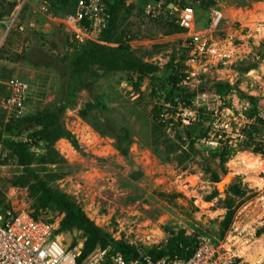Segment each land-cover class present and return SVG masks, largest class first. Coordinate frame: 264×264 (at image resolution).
<instances>
[{
  "label": "rangeland",
  "instance_id": "1",
  "mask_svg": "<svg viewBox=\"0 0 264 264\" xmlns=\"http://www.w3.org/2000/svg\"><path fill=\"white\" fill-rule=\"evenodd\" d=\"M179 2L194 7L197 28L224 56L193 52L189 36L170 12V4ZM42 3L0 0V14L20 6L15 27L10 26L11 12L0 15V133L25 143L31 152V163L20 165L0 142V210L34 212L28 186L14 183L32 168L49 186L67 193L107 238L142 252L166 246L184 230L195 239L235 237L246 245L238 246L244 259L264 255V153L253 152V146L237 151L218 180L213 179L211 161L218 158V140L237 144L246 138L245 125L255 121L247 117L252 106L247 95L256 96L263 121L246 130L264 146V0H125L118 41L96 36L78 41ZM214 9L223 18L210 29ZM88 43L137 59L154 72L140 77L138 71L99 65L88 69L84 87L60 119L78 147L67 137L50 143L38 126L6 131L11 120L61 106L71 63ZM12 80L22 83L21 104L12 100ZM162 81L173 91L182 90L184 101H166ZM222 82L232 86L223 97L217 93ZM155 106H161L165 121L180 115L194 132L198 127L191 121L202 114L199 127H209L211 133L192 144L170 123L154 118ZM218 182L224 183L221 190ZM37 215L59 224L62 218L49 207ZM62 233L67 244L80 247L82 260L111 252L109 245L99 244L84 255V230Z\"/></svg>",
  "mask_w": 264,
  "mask_h": 264
},
{
  "label": "trees",
  "instance_id": "2",
  "mask_svg": "<svg viewBox=\"0 0 264 264\" xmlns=\"http://www.w3.org/2000/svg\"><path fill=\"white\" fill-rule=\"evenodd\" d=\"M48 1L56 8L58 14H60L61 10H63L66 6L72 5L75 0ZM105 1L107 2L110 11L109 24L99 37L100 39L106 41H118L120 38L119 18L121 12L124 9L125 0ZM182 4H185V2H182ZM10 12H12V7L7 11L2 12L0 15L2 16L5 13L9 14ZM176 26H178L181 31H185V29L179 24L176 23ZM94 65L103 66L110 70L138 71L140 72V77L146 76L150 72H154L148 67L147 64H144L137 59L117 56L104 45L98 43H88L80 47L78 53L71 63L68 73L65 96L61 106L49 111L37 112L32 116L11 120L7 124L5 130L14 133L27 126H38L40 127V134L44 136L50 143H53L60 137H67L75 147H78L79 145L76 137L62 125L60 119L67 106L73 102L76 93L84 87V76L86 71ZM175 81L179 83L181 80L176 79ZM159 88L166 94V101L170 103H173L175 100H178L180 103L181 101H184V92H182V90L179 91L177 88L176 91H173L167 87V84H165L164 81L160 82ZM231 91L232 86L229 83L222 82L217 85V93L222 97ZM246 97L249 99V102L252 105L249 109L251 113L248 114L247 117L250 119H255V121L251 124L248 123L245 125V129L243 131L247 134L246 138L239 140L237 144L229 143L228 139L218 140L221 145V148L218 152V158H213L211 160L215 167L219 169L217 170L215 168L212 171L214 180H218L222 174L227 172L226 163L237 151L249 149L253 146V152L264 153L263 144H258L252 132H247L246 130V128L251 127V125L254 126V123L263 121L262 117L259 115L256 104L257 98L256 96L252 95H247ZM153 116L161 124L170 123L174 130L181 132L183 134L182 136H186L192 144L196 141V139L207 138L211 133L209 127H199V125L202 124L201 122L203 121L204 117L202 114H199L196 121H191L193 127H198V130L195 132L192 127L190 129V126L183 122V119L180 115H175L173 118H171V120L165 121L162 116L161 106H155L153 110ZM249 138L251 140H249ZM0 142H3L6 146H8L13 155L18 158V163L20 165L28 166L31 163V159L29 157L31 152L28 150L25 143L4 138L2 133H0ZM14 183L20 186H28L30 197L33 199L32 207L34 209V215L37 216L40 209H45L48 207L53 208L62 214L59 228L60 231H67L73 228L84 230L88 239L84 249V255L99 244H103L104 246L109 245L111 248L110 253L113 254L119 252L127 260L137 258L142 252V250L133 244L118 239L107 238L101 232L100 228L96 226L94 222L85 214V212L77 206L76 202L67 193L49 186L36 170L28 168L26 172L20 174L14 179ZM196 243L197 239L190 238L185 235L184 230H179L169 239L166 246L150 248L143 252L150 254L154 259L175 254H178L182 257H189L194 251Z\"/></svg>",
  "mask_w": 264,
  "mask_h": 264
},
{
  "label": "built area",
  "instance_id": "3",
  "mask_svg": "<svg viewBox=\"0 0 264 264\" xmlns=\"http://www.w3.org/2000/svg\"><path fill=\"white\" fill-rule=\"evenodd\" d=\"M19 8V5L16 6L9 16L12 27L16 26ZM42 8L51 18L61 19L78 41L99 37L109 24L110 11L105 0H75L60 14L47 0H43ZM170 12L175 22L185 29L194 53L205 52L221 57L226 54L206 32L197 28V15L191 4L171 3ZM222 18V12L214 9L209 28H216ZM18 28L23 29V26L19 25ZM10 83L13 88L12 100L21 104L22 83L18 80ZM59 228L58 220L36 216L30 210H0V264H264V255L255 261L244 259L245 252L240 254L238 247L244 243L241 244L235 237H231L234 241H223L205 235L199 236L189 257L175 254L154 259L150 254L141 252L137 258L127 260L119 252L112 254L104 250L82 260L80 247L67 244Z\"/></svg>",
  "mask_w": 264,
  "mask_h": 264
},
{
  "label": "water",
  "instance_id": "4",
  "mask_svg": "<svg viewBox=\"0 0 264 264\" xmlns=\"http://www.w3.org/2000/svg\"><path fill=\"white\" fill-rule=\"evenodd\" d=\"M216 186H217L218 190H221L223 188V186H224V183L218 182Z\"/></svg>",
  "mask_w": 264,
  "mask_h": 264
},
{
  "label": "crops",
  "instance_id": "5",
  "mask_svg": "<svg viewBox=\"0 0 264 264\" xmlns=\"http://www.w3.org/2000/svg\"><path fill=\"white\" fill-rule=\"evenodd\" d=\"M16 8V7H15ZM15 8L12 10V12L15 10ZM12 12L10 13V15L12 14Z\"/></svg>",
  "mask_w": 264,
  "mask_h": 264
}]
</instances>
